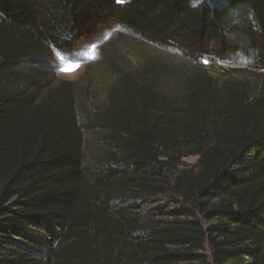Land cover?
<instances>
[{
  "label": "trees",
  "instance_id": "trees-1",
  "mask_svg": "<svg viewBox=\"0 0 264 264\" xmlns=\"http://www.w3.org/2000/svg\"><path fill=\"white\" fill-rule=\"evenodd\" d=\"M107 25L196 63L180 101L125 75L79 121L45 60ZM236 52L264 70V0H0V264H264V94L199 66Z\"/></svg>",
  "mask_w": 264,
  "mask_h": 264
},
{
  "label": "rangeland",
  "instance_id": "rangeland-1",
  "mask_svg": "<svg viewBox=\"0 0 264 264\" xmlns=\"http://www.w3.org/2000/svg\"><path fill=\"white\" fill-rule=\"evenodd\" d=\"M45 61L56 81L74 83V93L80 103L79 121L96 118L108 104L110 91L118 87L125 75L135 77L138 83L143 82L144 76L145 84L153 82L156 90L178 102L185 89L177 72L192 71L196 66L195 62L182 59L173 49L150 44L113 25L105 26L98 35L76 46L73 52H52ZM199 66L212 75L224 91L226 85L233 82L238 87H247L252 98L264 94V70L255 68L250 55L236 52L223 58H204L199 61ZM103 136L101 129L84 132L83 154L87 161L109 152ZM196 159V156L182 157L178 168H191ZM158 199L153 200L152 207L161 205L164 197ZM128 203L134 205L136 211L149 207V204L139 202ZM165 211L170 213L171 210Z\"/></svg>",
  "mask_w": 264,
  "mask_h": 264
},
{
  "label": "snow or ice",
  "instance_id": "snow-or-ice-1",
  "mask_svg": "<svg viewBox=\"0 0 264 264\" xmlns=\"http://www.w3.org/2000/svg\"><path fill=\"white\" fill-rule=\"evenodd\" d=\"M206 63V62H205Z\"/></svg>",
  "mask_w": 264,
  "mask_h": 264
}]
</instances>
